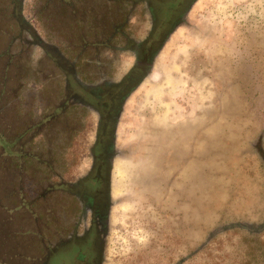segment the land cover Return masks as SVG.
<instances>
[{
  "label": "flooded vegetation",
  "instance_id": "obj_1",
  "mask_svg": "<svg viewBox=\"0 0 264 264\" xmlns=\"http://www.w3.org/2000/svg\"><path fill=\"white\" fill-rule=\"evenodd\" d=\"M197 1H0V264H109L126 106ZM235 230L264 245L231 222L177 264Z\"/></svg>",
  "mask_w": 264,
  "mask_h": 264
},
{
  "label": "rangeland",
  "instance_id": "obj_2",
  "mask_svg": "<svg viewBox=\"0 0 264 264\" xmlns=\"http://www.w3.org/2000/svg\"><path fill=\"white\" fill-rule=\"evenodd\" d=\"M259 138L264 0H198L126 106L109 264H177L216 227L261 223ZM250 238L225 233L184 264H264Z\"/></svg>",
  "mask_w": 264,
  "mask_h": 264
},
{
  "label": "trees",
  "instance_id": "obj_3",
  "mask_svg": "<svg viewBox=\"0 0 264 264\" xmlns=\"http://www.w3.org/2000/svg\"><path fill=\"white\" fill-rule=\"evenodd\" d=\"M0 1H2V3L3 4H7V2H8V4H9V2H11L12 3V1L13 0H0ZM88 20H90V19H88ZM93 23H90L89 22V24H82V31H84L85 30V27L86 26H90V25H92ZM97 24V26L98 27H100V24H98V23H96ZM81 42H82V39H76V41H75V43H74V45L77 43L78 45H81ZM81 50H83L82 48H80ZM84 57V56H83ZM44 142V140H43V138H41L40 139V142H35V143H43ZM53 142H54V140H53ZM15 159V157L13 156V154H12V152H8L7 153V156H6V160H8L9 161V163H10V165H9V167H8V169H9V171H10V176H12V163H11V161L12 160H14ZM9 176V177H10Z\"/></svg>",
  "mask_w": 264,
  "mask_h": 264
}]
</instances>
